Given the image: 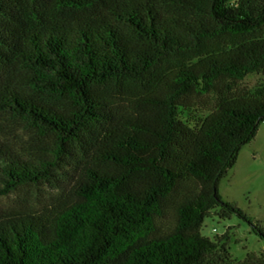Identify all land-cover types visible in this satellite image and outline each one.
<instances>
[{"label":"trees","instance_id":"obj_1","mask_svg":"<svg viewBox=\"0 0 264 264\" xmlns=\"http://www.w3.org/2000/svg\"><path fill=\"white\" fill-rule=\"evenodd\" d=\"M261 122L264 0H0V264H264L198 235Z\"/></svg>","mask_w":264,"mask_h":264},{"label":"rangeland","instance_id":"obj_2","mask_svg":"<svg viewBox=\"0 0 264 264\" xmlns=\"http://www.w3.org/2000/svg\"><path fill=\"white\" fill-rule=\"evenodd\" d=\"M262 81L261 75L253 73L244 77L242 85L252 89ZM206 112L200 109L195 115L203 116ZM55 193L47 184L23 186L0 197V205L11 210L38 209ZM218 193L223 201L240 209L252 225L264 229V122L259 124L253 139L241 147L234 166L219 180ZM219 211L220 207H214L207 212L198 228L200 238L213 241L226 235L229 254L238 261L247 253H264V241L248 220L236 213L221 217Z\"/></svg>","mask_w":264,"mask_h":264}]
</instances>
